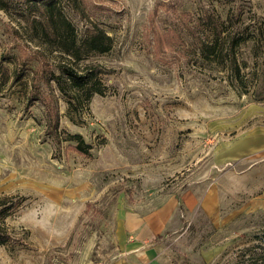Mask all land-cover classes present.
Here are the masks:
<instances>
[{
    "label": "rangeland",
    "instance_id": "obj_1",
    "mask_svg": "<svg viewBox=\"0 0 264 264\" xmlns=\"http://www.w3.org/2000/svg\"><path fill=\"white\" fill-rule=\"evenodd\" d=\"M9 2L0 66L17 79L0 86V230L10 238L0 264H110L125 214L167 199L179 205L176 227L159 236L154 264L264 261V0H61L78 41L91 23L112 41L76 58L41 34L27 0ZM205 11L225 27L224 53L251 33L230 51L240 79L228 58L198 54L197 36L215 42L196 28ZM47 66L94 73L102 93L86 99L67 84V95L39 79L44 100H34L32 71ZM64 133L81 135L90 156Z\"/></svg>",
    "mask_w": 264,
    "mask_h": 264
},
{
    "label": "trees",
    "instance_id": "obj_2",
    "mask_svg": "<svg viewBox=\"0 0 264 264\" xmlns=\"http://www.w3.org/2000/svg\"><path fill=\"white\" fill-rule=\"evenodd\" d=\"M8 1L11 2V0H0L2 4H8ZM27 1L28 10L33 12L34 20L41 24V34L49 41L55 42L68 55L76 58L81 51L97 53H105L109 51L112 42L111 38L97 23H91L90 26L86 27L81 41L77 40L74 26L65 18L61 11L59 6L61 0ZM95 7L99 9L103 8L100 5H96ZM196 28L200 30V32H210L215 40L213 44H210L205 39L202 40L200 36H197L196 40L199 43L197 48L198 54L205 59L210 61L215 60L221 64H223L226 61V58H228L232 76L236 80L240 79V66L236 63L234 52L230 51H234L237 45L252 39L251 33L247 35H236L237 37L232 39L227 47L228 52L224 53L223 46H220V40L222 39L225 27L223 26V23L219 21L217 16L205 11L202 16H199L197 19ZM260 33L264 34L262 31ZM242 67H246L245 63H243ZM32 73L31 87L33 89L30 94L34 97V100H44V97L41 95L45 94H42L40 88L41 84H39L41 81L39 79H42L46 84H50V81H54L57 89L61 93L67 95L69 94L66 87L67 84L71 85L70 87L73 91L84 92L86 99H89L93 93H102L101 89L97 87L96 74L94 73L81 76L69 68H62L60 73L56 75L50 70L49 66H47V68H34ZM15 74L14 71H10L7 65H1L0 86L6 84L10 78L16 80L17 78L15 77ZM57 122L54 120L51 125V130H55L53 135L56 140L58 139L59 134H61V132L59 134L56 132ZM63 140H65V142L69 141V148L76 153H79V155L90 156L89 147L84 142L81 135L64 133ZM0 204H3V201ZM3 211H1V213ZM9 239V236L0 230V244H6ZM256 239H258L260 243H264V234ZM261 248L264 250V247ZM253 264H264V261H256Z\"/></svg>",
    "mask_w": 264,
    "mask_h": 264
},
{
    "label": "crops",
    "instance_id": "obj_3",
    "mask_svg": "<svg viewBox=\"0 0 264 264\" xmlns=\"http://www.w3.org/2000/svg\"><path fill=\"white\" fill-rule=\"evenodd\" d=\"M178 202L167 199L150 212L125 214L119 229L120 252L110 264H154L158 250V239L168 229H174L173 217L178 210ZM210 217L216 208L206 209Z\"/></svg>",
    "mask_w": 264,
    "mask_h": 264
}]
</instances>
